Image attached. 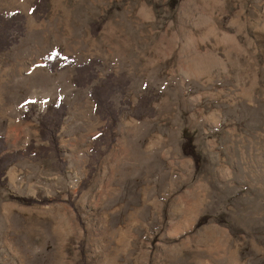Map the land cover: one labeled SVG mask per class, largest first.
<instances>
[{
    "label": "rangeland",
    "instance_id": "1",
    "mask_svg": "<svg viewBox=\"0 0 264 264\" xmlns=\"http://www.w3.org/2000/svg\"><path fill=\"white\" fill-rule=\"evenodd\" d=\"M0 264H264V0H0Z\"/></svg>",
    "mask_w": 264,
    "mask_h": 264
},
{
    "label": "trees",
    "instance_id": "2",
    "mask_svg": "<svg viewBox=\"0 0 264 264\" xmlns=\"http://www.w3.org/2000/svg\"><path fill=\"white\" fill-rule=\"evenodd\" d=\"M13 13H16V11L11 10V11L7 12L6 15L11 16ZM41 132L43 134L45 133L44 127L41 128ZM191 142H192L191 141V136L185 137V139H184V141L182 143V150H183L184 153L191 154L194 157V159H195L196 165H198V163H199V159H198L199 156L196 153L195 149H193V146L194 145ZM12 196L14 198H16L17 200L23 202V203H31V202L34 201V198H32V197H26V196L18 195V194H14Z\"/></svg>",
    "mask_w": 264,
    "mask_h": 264
}]
</instances>
